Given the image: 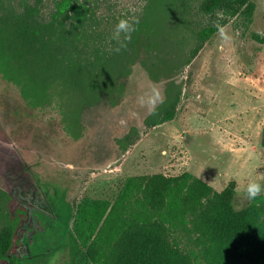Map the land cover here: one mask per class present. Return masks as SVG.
Here are the masks:
<instances>
[{
  "label": "rangeland",
  "instance_id": "obj_1",
  "mask_svg": "<svg viewBox=\"0 0 264 264\" xmlns=\"http://www.w3.org/2000/svg\"><path fill=\"white\" fill-rule=\"evenodd\" d=\"M72 1L14 0L13 5L19 10L23 4L35 6L49 21L59 6ZM103 1L104 14L115 6L136 16L149 0ZM189 3L194 28L209 33L197 57L170 79L155 80L136 63L117 105L105 102L84 112L79 139L64 130L58 113L29 108L0 76V213L9 195L15 207L32 214L50 210L68 224L83 202L86 243L78 264H123L128 238L156 226L165 234L184 229L196 241L194 233L212 217L229 185L241 209L249 202L245 185L264 183V0ZM153 5V21L170 20L163 12L168 3ZM221 26L231 37L227 41L219 35ZM145 50L144 45L141 59ZM171 80L181 87V100L167 121L147 126L146 119L166 100ZM152 85L163 102L149 111L138 98ZM139 178L144 181L137 189L129 188ZM172 183L178 185L176 200L169 192ZM202 185L213 190L209 202ZM143 211L150 213L149 222H143ZM8 237L0 220V251ZM66 262L59 253L50 264Z\"/></svg>",
  "mask_w": 264,
  "mask_h": 264
},
{
  "label": "trees",
  "instance_id": "obj_2",
  "mask_svg": "<svg viewBox=\"0 0 264 264\" xmlns=\"http://www.w3.org/2000/svg\"><path fill=\"white\" fill-rule=\"evenodd\" d=\"M13 1L0 0V76L19 90L29 108L58 113L64 130L75 139L85 132L86 110L121 101L136 63L155 80L162 75L168 78L189 65L209 39L206 30L194 28L189 0H149L136 16L115 6L104 14L103 0H73L59 6L49 21L42 20L35 6L23 4L19 10ZM153 4L164 5L170 20L153 21ZM129 14L139 23L121 46L111 36L118 20ZM144 45L146 57L141 59ZM181 95V87L171 80L166 100L146 119V125L167 121ZM143 181L134 179L129 188L137 189ZM169 192L176 200L177 183L169 185ZM202 194L209 202L213 190L202 185ZM220 198L212 217H206V224L194 233L196 241L184 229L165 234L162 226H156L136 232L124 245L123 264H264V197L237 209V192L231 184ZM136 208L143 210L138 204ZM33 213L21 205L15 207L8 195L0 213L9 231L0 264H50L59 253L66 264H78L86 243V205L76 204L68 224L50 210ZM143 213V222H149L150 213Z\"/></svg>",
  "mask_w": 264,
  "mask_h": 264
},
{
  "label": "clouds",
  "instance_id": "obj_3",
  "mask_svg": "<svg viewBox=\"0 0 264 264\" xmlns=\"http://www.w3.org/2000/svg\"><path fill=\"white\" fill-rule=\"evenodd\" d=\"M138 23V19L123 16L116 23L111 39L116 41L121 46H124V42L131 39V34L135 31V26ZM219 35L221 39L225 41L231 38L222 26L219 27ZM116 50L119 51V48ZM138 100L142 106L146 105L149 111H151L158 103L163 102V96L160 89L155 85H152L146 93L138 98ZM243 193L248 200L254 201L257 197L264 194V183L256 180H250L245 185Z\"/></svg>",
  "mask_w": 264,
  "mask_h": 264
}]
</instances>
